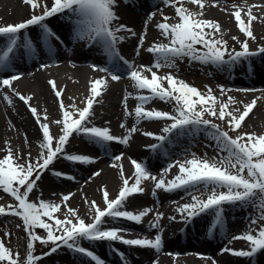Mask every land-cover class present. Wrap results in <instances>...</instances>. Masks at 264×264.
<instances>
[{"label": "snow or ice", "instance_id": "snow-or-ice-1", "mask_svg": "<svg viewBox=\"0 0 264 264\" xmlns=\"http://www.w3.org/2000/svg\"><path fill=\"white\" fill-rule=\"evenodd\" d=\"M164 2L175 8V21L169 22L170 18L164 16L163 22L156 25L161 34L167 38L168 43H154L147 49L157 57L155 68L165 66L175 68L176 60L185 57L217 67L232 66L242 59L264 54V46L258 47L255 51L249 46V39H256L253 22L258 17L252 11L254 7H257L256 5L248 6L247 10L244 6L235 4L232 6L235 9L232 15L237 27L245 36L243 41L236 36L232 37L240 44V49L236 50L230 49L228 40L224 38L221 24L216 20L204 18L207 0H164ZM218 2L219 0H213V6ZM23 3L31 9L28 19L15 24L0 25V37L6 38V45L0 52V67H7L10 55L18 47L22 30L38 26L43 30L45 39L54 37L59 40V36L46 21L66 12L79 17L76 21L77 39L82 40L86 37L88 41L102 45L110 59H124L117 48V45L125 40V36L120 35L121 32L136 35L127 25L117 23L119 21L115 11L117 0H52L50 7L47 0H23ZM185 4L197 5L200 11H193ZM38 9L41 11L37 12ZM155 15V13L151 14L152 17ZM145 38L146 32L139 37L137 54H139V47L144 45ZM25 40V47L31 49L33 47L31 38L26 37ZM124 63L129 69L128 78L133 82V87L138 90L135 97L138 103L134 109L136 124L143 120L165 122L160 134L151 131L143 133L144 136L153 137L158 141L148 147L157 151L163 149L173 136L205 130L206 135L216 142L219 151L226 152L227 155L218 159L216 157L209 159L193 153L191 158L170 163L163 169L159 178L151 173L144 162L132 160L131 163L135 169L133 176L123 179V186L114 199L109 198V192L105 186L103 208L95 200L90 202L85 200V203L90 204L89 211L92 213L91 222H86L78 214L77 209L67 207V202L75 195L74 193L63 195L60 203L42 198L35 201L30 199V195L37 187V181L61 157L70 162L85 164L94 162V158L88 155L67 153L66 146L73 134L86 135L107 150L109 142L128 144L132 134L137 132L138 128L133 126L128 129L127 135L121 137L112 134L110 127L88 126L95 115L94 105L99 102L97 98L103 95L108 86V80L104 77L90 81L89 95L83 101L85 106L82 108L77 107L75 103L65 105L61 98L63 88L58 89L53 80L48 82L58 98L62 112V118L54 121L60 129L59 135L52 133L49 123L41 122L37 108L29 104L32 96L22 95L13 87V82L21 78L20 74L0 79V93H4V99L9 105L13 104L12 96L4 92V89L18 96L29 106L42 132L39 143L40 153L35 160L32 159L30 152L28 158L24 159L10 145L6 149L7 154L0 158V190L9 194L16 202L7 206L0 205V215L20 218L28 237L25 260H21L20 253L6 246L5 241L0 238V264H40L44 256H50L63 246L90 257L95 264H105V261L94 251L81 246L82 240L119 241L126 245L151 248L159 252L163 247L160 234H157L154 239L146 237L127 239L122 235L124 229L105 227L108 219L123 218L142 223L143 218L153 212L150 207L138 212L126 210V202L130 197L144 193L145 189L141 185L148 179L155 181V189L168 192L181 189L188 191L192 202L180 205L178 211L185 220L210 213L213 216L212 228L223 223L225 205H250L257 208L258 218L250 221V225H257V227L250 226L243 234L232 237V240L246 241L249 248L236 250L225 247L222 253L227 252L236 257H253L257 253L264 252V133L238 131L253 111L258 98L245 104L241 111L239 107H232L237 101L230 95L226 101L218 99L210 87L206 92H202L172 73L161 76L151 67L137 68L128 61ZM93 67L95 69L97 66L93 65ZM98 70L108 72L107 68ZM145 72L151 74L150 78L144 74ZM110 75L113 81L121 79L118 74L110 73ZM226 91L230 90H225L221 86V97L226 94ZM238 91L256 90L238 89ZM131 96L132 93L129 92L124 97L126 115H133L127 110L128 99ZM154 100L171 103L174 107L172 111L146 108V105ZM46 120L45 112L44 121ZM215 120L225 121L227 130ZM120 127L124 128L125 124L122 123ZM230 132L237 134L233 136ZM114 159L120 161L122 154L115 156ZM119 167L123 176V166L119 165ZM173 168H178L177 174L172 179H166ZM100 174V171L93 173L97 177ZM53 175L66 176L59 171H54ZM67 178L75 179L72 176ZM201 188L207 193L206 199L202 194L196 195L191 191H200ZM153 195H156L155 190ZM62 205L67 208L63 219L56 215L61 212ZM162 216L163 213H156V220L150 224V227L159 228V220ZM171 219L175 220L176 217L173 216ZM37 229L44 230L46 235H39ZM37 242L41 245H51L50 251L41 255L35 254ZM213 264L216 262L213 261Z\"/></svg>", "mask_w": 264, "mask_h": 264}, {"label": "bare ground", "instance_id": "bare-ground-1", "mask_svg": "<svg viewBox=\"0 0 264 264\" xmlns=\"http://www.w3.org/2000/svg\"><path fill=\"white\" fill-rule=\"evenodd\" d=\"M47 3L50 7L52 0H47ZM254 5L257 7L252 9L253 14L258 17L253 22V32L256 39H249V46H264V19H260V17H264V0ZM185 6L193 11H200L197 5L185 4ZM248 6H244L245 10H247ZM126 7L132 11L126 9ZM234 10L233 7L227 8L218 2L213 7L212 12L204 13V18L218 21L221 24L224 38L229 42V47L236 46L235 48L240 49V44L233 40L232 37L236 36L240 41H243L245 36L235 28L236 22L232 15ZM39 11L41 10L38 9L37 12ZM115 11L119 16L117 23L127 25L136 33L135 36L128 32L120 33V35L125 36V40L117 45L120 56L124 58L123 60L110 59L104 48L99 51L97 43L90 42L87 38L85 40L82 39L78 45H72V43H76L79 40L77 39L76 31L73 29V24L65 18V15L60 14L52 17V19L49 18L46 22L53 23L60 30L58 32L54 30L55 33L63 38L64 41L68 40L71 43L69 48L71 47L73 55L65 53L63 48L58 50V56H47V53L52 49V44L50 42L46 46L44 40H42L45 39V34L35 33L37 26H32L29 29L22 30L20 39L24 40L29 34L32 38L41 37L37 39L38 42L30 52V55L33 56L32 59L25 58L21 66L15 69L0 67V79L13 74L21 75L18 81L13 82V87L22 95L32 96L29 104L37 108L41 116V122L49 123L54 135L60 134V129L54 121L60 119V117L62 118V112L58 98L48 83L50 80L56 82L58 89L63 88L64 91L61 98L65 105L75 103L77 107L82 108L85 106L83 101L89 95L90 81L101 77L106 78L108 80L107 89L101 97L97 98L99 102L94 105L95 115L91 118L88 126H107L110 127L112 134L121 137L127 135L128 129L133 126L138 128V131L132 134L128 144L109 142L107 150L86 135L73 134L69 144L66 146L67 153L88 155L94 158V162L88 164L79 162L76 167L77 179H70L72 182L65 184L61 181L54 182L51 179L54 171L65 173V167L69 163L67 161H57L54 162L52 169H50L51 173L44 174L43 178L37 181V187L34 190L42 198L49 201L60 203L63 195L74 193L75 195L67 202V207L77 209L78 214L85 220L92 215L89 211L90 204L85 203V200L89 202L95 200L103 208L105 206L103 203L104 187L106 186L109 192V198L114 199L118 195L119 189L123 186V179L133 176L135 169L129 159L133 158L138 162H143L144 160H151V163L158 162L156 165L148 164L147 167L151 173H154L153 175L159 178L164 169L160 167L166 162L176 161L180 153H184V150L181 151V149L187 147L179 140L174 142L173 150L170 154H167L170 152L169 147L163 149L161 153L148 147L151 144L158 143V141L153 137L144 136L145 130L139 124H136L134 109L138 103L135 99L138 90L133 87V82L128 78L129 70L126 72L128 67L124 63V61H128L137 68L140 67V63L148 66L154 65L153 60L150 58L153 53L148 52L147 49L154 43H168L167 38L161 34L156 25L163 22L164 16L170 18L169 22H174L175 8L166 4L164 0H117ZM152 13L156 15L152 17ZM30 14V6L24 4L23 0H0V25L22 22L28 19ZM145 32L144 45L139 47V54H137L139 37L144 35ZM3 38L0 37V42ZM17 59L22 60V55L17 54ZM119 60L123 63V68L117 65ZM258 60L261 61L258 62ZM248 62L254 64L253 68L255 71L251 77H248L249 71L246 69L230 68L231 66L217 67L192 60L188 65L172 68L170 73L197 87L202 92L207 91L206 87H213V90L219 92L218 95L214 93L218 99L226 101L229 95L234 97L237 103L232 107H239L241 111L245 104L251 103L253 99L258 98L253 111L242 125V130L243 132L255 131L264 133V54L247 58L242 67L247 68ZM9 64L10 59L7 67ZM45 65L46 67H44ZM93 65L97 67L94 69ZM99 68H107L108 72H101L98 70ZM231 72H236L237 76L227 79V73ZM110 73L120 75L121 79L118 81L111 80ZM144 74L149 76V78L151 76L148 72ZM221 86L225 90H230L226 91L223 97L220 95ZM114 88H116V91H114ZM235 88H257V91L236 94ZM4 92L12 96L13 104L9 105L4 99V93H0V157L7 154L6 149L10 145L21 156L28 158V153L30 152L31 157L36 159L40 153L39 143L42 139L39 124L27 104L10 90L4 89ZM129 92L132 93V96L128 99L127 110L133 115H126L125 113L124 97ZM173 107V104L160 100H154L146 105V108L163 111H172ZM45 112L47 114L46 121H44ZM255 114H258V117ZM119 122L124 123L125 127H120ZM215 122L218 124L222 123L220 120H215ZM164 124V121H151V132L160 134ZM201 135L211 141L205 130L201 132ZM148 139H151V141H144ZM208 146L211 147L210 145ZM215 146L213 145V147ZM147 149L149 152L145 159L141 153L146 152ZM153 152L158 157L153 156ZM121 154L122 159L120 161L111 160ZM113 165L117 166L114 167ZM119 165L123 166V176ZM97 171L101 173L98 177L93 175ZM177 172L178 168H173L166 179H172ZM67 176L71 175L66 174L64 177L68 179ZM153 182L151 179L143 181L141 187L145 189L144 193L135 194L126 202V210L138 212L148 207L147 198H153L155 202V206L152 208L153 212L144 217L142 223H135L123 218L117 220L108 219L105 227L124 229L125 231L122 235L127 239L145 237L154 239L157 234H160L163 239L162 249L157 252L151 248L126 245L119 241L83 240L85 244L94 249L95 253L105 261V264H213V261L216 264H239L238 262L240 261L245 264L250 261V258H253L236 257L227 252L222 253V249L225 247H231L236 250L248 249L245 247V241L232 240L233 236L241 235L245 232L239 230L233 223V220L239 217L235 214L238 211L233 209L228 211L227 218L224 219L225 221H230L229 226H226L225 223L212 228L211 222L213 219L207 225L205 224V217L203 218L204 225L202 230L196 222L189 226L191 220L193 221L196 217L185 220L178 211V207L192 202L191 196L180 197L184 193L183 189L172 192L155 189ZM154 190L156 192L155 196L153 195ZM66 210L67 208L62 205L61 213L64 214ZM156 213H163L162 218L159 220V228L150 227V224L156 220ZM173 216L176 217L175 220L171 219ZM188 226L190 230L184 234ZM216 232H218V235ZM98 242L105 243L106 247H100ZM164 250L168 253L159 255ZM120 252L124 255H121L122 253ZM199 252L203 254H199ZM67 254L69 253L66 251L54 256L51 254L48 257H44L40 264H84ZM122 256L126 257V260ZM87 258L89 264H95L90 257ZM56 259H59V261H56ZM256 263L253 261L250 264Z\"/></svg>", "mask_w": 264, "mask_h": 264}, {"label": "rangeland", "instance_id": "rangeland-1", "mask_svg": "<svg viewBox=\"0 0 264 264\" xmlns=\"http://www.w3.org/2000/svg\"><path fill=\"white\" fill-rule=\"evenodd\" d=\"M262 0H219V2L224 5L225 7L227 8H230L232 7L234 4L235 5H240V6H252L256 3H260ZM213 0H207L206 2V7L204 9V13H210L212 12L213 10ZM126 9L128 10H131L130 8L126 7ZM174 14V13H173ZM79 19V17H77V20ZM74 25H76V23H74ZM235 28L237 31H239L238 27H237V24H235ZM240 32V31H239ZM86 38V37H85ZM261 45H258V46H252L250 47L251 50L255 51V49L257 50L258 47H260ZM263 46V45H262ZM236 46H232L230 47L231 48H235ZM236 50H239L237 48H235ZM151 60H153V64H155L156 62V55L155 54H151L150 56ZM245 60L247 59H242L240 62H238L237 64L235 65H232L230 68H241L243 70H245L243 66V64H245ZM259 61V60H258ZM191 62V60L188 58V57H185L183 59H177L176 60V67H183L184 65H188L189 63ZM140 66H147V67H151L153 71H156L159 75H167L168 73L171 72V69L170 67H161L159 69L155 68L154 65L153 66H148V65H144V64H141L140 63ZM127 70L129 69H126V72ZM150 74V73H149ZM235 76H237V73L236 72H231V73H227V79H231V78H234ZM209 87H206V90L208 89ZM212 90H213V87H210ZM116 88H114V91ZM236 90L235 93L238 94V93H245L244 91H238V88H235ZM240 89H255L257 91V88H240ZM256 91H253V92H256ZM249 92V91H248ZM213 93L215 94H219L218 91H215L213 90ZM100 107V106H99ZM258 113V112H257ZM256 117H258V114H255ZM61 119V117H60ZM122 122H119V125H121ZM150 124H151V121L149 120H143L139 123L140 127H143V130L145 131H151L150 129ZM222 125L223 128H225V130H227L228 126L226 124L225 121H222V123H220ZM243 126L240 130L238 131H243ZM204 130H201L199 131L198 133H190V134H186V142H190L192 143L191 145H188L186 147V149H181V151L184 150V153H180V155L178 156L177 160H184V159H187V158H191V154L195 153L197 156H200V157H206V158H213V157H216L217 159L220 158L221 156L223 155H227L226 152L222 153L219 151L217 145H216V142L214 140L211 139V141H209V139H206L205 136L201 135V132H203ZM237 133L236 132H230V135H236ZM144 141H151V139H148V140H144ZM208 145H210L211 147H209ZM213 145H216L215 147H213ZM141 155L143 156L144 153L142 152ZM24 159H27L25 156H22ZM2 158V156L0 157ZM33 160H35L34 158H32ZM111 160H115L114 158H112ZM132 160H134L133 158L129 159V161L131 162ZM176 160V161H177ZM57 161H67L65 160L64 158H59L57 159L55 162ZM69 162L68 165L65 167V173L66 174H70L72 177H75V179H77V172H76V167L79 165V162H70V161H67ZM175 161H172V162H166L164 163V165L160 168H166L170 163H174ZM74 165V166H73ZM52 166H50L49 170L45 171L41 178H43L44 174H50L51 173V170L52 169ZM134 165H132L133 167ZM156 172V171H155ZM152 174H154L152 172ZM51 179L55 181H61L65 184L67 183H70L72 182V180L70 179H66L64 176H51ZM155 184V181L153 182ZM193 192V194H196V195H203V198L206 199L207 197V193L204 192V190L201 188L200 191H196V190H191ZM188 196H191L189 194L188 191H185L184 190V193L180 196V197H188ZM42 197L39 195L38 192H36L35 190L33 191V193L30 195V199L32 200H38V199H41ZM44 199V198H42ZM148 202H147V206L150 207V208H153L155 206V202L153 200V198H147ZM46 200V199H44ZM145 202V201H144ZM16 202L14 201L13 198L10 197L9 194L3 192L2 190H0V205H5L7 206L8 204H15ZM244 210L242 209L241 210V207L238 209V210H241L239 213H235L237 214L239 217L235 220H233V223H235V226H237V228L239 230H243V231H247L248 228L251 226L253 228H256L257 225H250V221L254 218H258V215H259V210L253 206H250V205H244L243 206ZM56 215H58L61 219L64 218V214H62L61 212L59 213H56ZM205 214H202L200 216L197 217V219L193 220L194 222H196L197 220H199L202 216H204ZM92 216V215H91ZM91 216H89L87 219H86V222H91ZM232 222V221H231ZM19 225V227H17ZM37 233L41 236H45L46 235V232L42 229H37L36 230ZM6 233H8V235H6ZM0 238H2L5 243H6V246L12 248L14 251L16 252H19L20 253V257H21V260H25L26 259V255H27V233H26V230H25V227L23 225V222L20 218L18 217H14V216H10V215H0ZM83 241H81L80 243H82ZM99 243V246L100 247H105L106 244L103 243V242H98ZM246 243V248H249V245L248 243L245 241ZM81 246L85 247V248H88L92 251H94L91 246H88V244L86 245H82ZM50 247L51 245H41L39 242L36 243V253L37 255H41L43 253H47L50 251ZM63 247H66V246H63ZM69 249V248H68ZM69 252V251H68ZM71 255L70 257L72 258H75L76 261L80 262V263H84V264H89V261H88V258L86 257V255L84 254H81V253H78L76 251H72L70 250ZM122 253V252H120ZM165 253H168L167 251H162L161 253H159V255L161 254H165ZM170 253V252H169ZM198 253V252H197ZM123 254V253H122ZM199 254H203V253H200ZM264 254V252H260V253H257L256 256L257 257H262V255ZM124 255V254H123ZM124 256H122L123 258ZM124 259L126 260V257H124ZM264 260V258H263ZM45 261V260H44ZM56 261H59V259H56ZM128 261V260H127ZM45 262H48V261H45ZM240 263V262H239ZM48 264V263H47Z\"/></svg>", "mask_w": 264, "mask_h": 264}]
</instances>
